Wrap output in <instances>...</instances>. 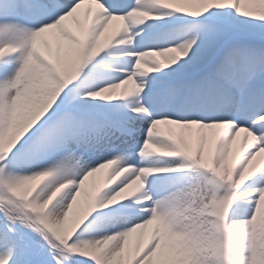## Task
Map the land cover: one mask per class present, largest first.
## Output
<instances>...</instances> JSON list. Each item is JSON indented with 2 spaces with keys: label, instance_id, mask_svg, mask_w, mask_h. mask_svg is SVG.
<instances>
[{
  "label": "snow or ice",
  "instance_id": "obj_1",
  "mask_svg": "<svg viewBox=\"0 0 264 264\" xmlns=\"http://www.w3.org/2000/svg\"><path fill=\"white\" fill-rule=\"evenodd\" d=\"M0 264H264V0H0Z\"/></svg>",
  "mask_w": 264,
  "mask_h": 264
},
{
  "label": "bare ground",
  "instance_id": "obj_2",
  "mask_svg": "<svg viewBox=\"0 0 264 264\" xmlns=\"http://www.w3.org/2000/svg\"><path fill=\"white\" fill-rule=\"evenodd\" d=\"M97 176H98V174L96 175V178H97ZM96 178H95V180H96Z\"/></svg>",
  "mask_w": 264,
  "mask_h": 264
}]
</instances>
